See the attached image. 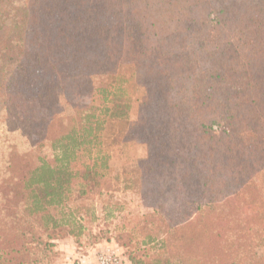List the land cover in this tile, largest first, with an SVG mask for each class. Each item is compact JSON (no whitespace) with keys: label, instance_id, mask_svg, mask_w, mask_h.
I'll return each instance as SVG.
<instances>
[{"label":"trees","instance_id":"trees-1","mask_svg":"<svg viewBox=\"0 0 264 264\" xmlns=\"http://www.w3.org/2000/svg\"><path fill=\"white\" fill-rule=\"evenodd\" d=\"M131 140L147 153L122 184L159 245L132 264H264V0H0V264L103 239L86 200Z\"/></svg>","mask_w":264,"mask_h":264},{"label":"rangeland","instance_id":"rangeland-1","mask_svg":"<svg viewBox=\"0 0 264 264\" xmlns=\"http://www.w3.org/2000/svg\"><path fill=\"white\" fill-rule=\"evenodd\" d=\"M132 95V109L129 118V124L131 125L136 123L138 119L140 104L146 97V93L144 88L140 87L133 90ZM60 109L63 116H70L73 113L71 106L62 94ZM110 133L113 134V130L110 129L108 134ZM109 153L112 156L111 169L113 175L120 176V182H117L120 184L115 185L116 190L105 201H101L98 197L86 200L88 206L93 203L92 209L95 210L96 217L95 221L87 224L88 227L95 235L105 231V234H100L103 239L94 243L93 247L104 243L106 248L100 247L97 251H93L91 255V238L83 237L80 240V244L74 241L73 238H66L57 243L60 252V256L57 259L58 264H81L80 259L86 255L88 256L89 264H98L99 256L108 253H115L120 256L123 264H132V256L141 257L144 254H149L154 258L159 255V245L152 243L145 247L142 245L145 239L144 233L142 231L137 232L139 228L146 227L142 217L151 213L152 209L140 199L134 188L124 189L122 184L129 177L128 173L125 174L124 171L134 170L138 162L146 156L147 148L144 144L131 140L120 146H111ZM133 231H136V234L132 235L133 242H129L131 238L127 234H132ZM145 233L151 232L146 230ZM152 233L156 235V232ZM120 235H123V241L127 244L119 241L118 236ZM255 252L264 260V246L257 248Z\"/></svg>","mask_w":264,"mask_h":264},{"label":"built area","instance_id":"built-area-1","mask_svg":"<svg viewBox=\"0 0 264 264\" xmlns=\"http://www.w3.org/2000/svg\"><path fill=\"white\" fill-rule=\"evenodd\" d=\"M98 264H123V260L115 253L101 254L98 258Z\"/></svg>","mask_w":264,"mask_h":264},{"label":"crops","instance_id":"crops-1","mask_svg":"<svg viewBox=\"0 0 264 264\" xmlns=\"http://www.w3.org/2000/svg\"><path fill=\"white\" fill-rule=\"evenodd\" d=\"M106 248V245L104 244V243H101V244H99V245H97L96 247H92L91 248V255H92V252L93 251H97L98 250V248ZM92 257V256H91ZM80 262H81V264H89V261H88V256L86 255V256H84V257H82L81 259H80ZM92 262V261H91Z\"/></svg>","mask_w":264,"mask_h":264}]
</instances>
